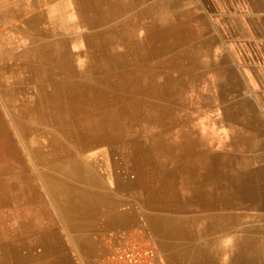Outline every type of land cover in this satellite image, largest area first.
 <instances>
[{
	"label": "crops",
	"instance_id": "0c3cea01",
	"mask_svg": "<svg viewBox=\"0 0 264 264\" xmlns=\"http://www.w3.org/2000/svg\"><path fill=\"white\" fill-rule=\"evenodd\" d=\"M41 1L9 0L11 11L0 12V76L19 86L0 99V122L9 129L13 115L20 149L0 152V264H80L101 251L102 231L117 228L145 229L165 264H264V0ZM187 79L204 80V104L192 108L203 121L179 117ZM55 84L67 104H37ZM166 99L172 120L134 118L140 104L162 114ZM57 111L72 136L58 134ZM214 111L224 114L213 119ZM175 123L172 131L183 125L195 142L150 134ZM90 125H119L126 135L92 136ZM200 125L221 127L220 152L199 145L189 128ZM199 157L220 178V197L209 190L199 201L168 203L163 181L187 170L172 160Z\"/></svg>",
	"mask_w": 264,
	"mask_h": 264
},
{
	"label": "bare ground",
	"instance_id": "6f19581e",
	"mask_svg": "<svg viewBox=\"0 0 264 264\" xmlns=\"http://www.w3.org/2000/svg\"><path fill=\"white\" fill-rule=\"evenodd\" d=\"M7 0H0V12L1 11H11V9H9L10 6H12V4H9L6 2ZM12 1V0H10ZM18 1V0H17ZM34 3L36 2V4H39V3H42L41 0H30L31 3ZM74 3H75V0H73ZM57 1H55V4L53 5L54 7L55 6H58ZM64 3V2H63ZM30 4V3H29ZM76 4V3H75ZM88 4V3H87ZM63 5V4H62ZM72 5V4H71ZM70 5V6H71ZM15 6H18L19 5H15ZM64 6V5H63ZM76 8V7H74ZM9 14V13H8ZM37 21L40 23L41 21L40 18H42L41 15H39V13H37L36 17ZM32 19V18H31ZM33 20V19H32ZM27 22H30V19H27ZM101 30V29H100ZM86 33V32H85ZM36 34H37V37L40 38L43 42H44V37H45V30L44 29H41V28H38V30L36 31ZM48 36V35H47ZM82 37V36H81ZM104 45V44H103ZM45 46V45H43ZM47 72V71H46ZM50 75H53V76H57L56 73L52 72L50 73ZM45 74L42 73V70L41 69H38V74H37V84H38V90H43V89H46L44 87V85L42 84L44 81H45ZM57 80V79H56ZM54 81V80H53ZM118 83H117V87L123 89L124 91L126 90V85L123 83L122 86L119 85V80L117 79L116 80ZM52 85V84H51ZM50 85V88L52 89L53 91V94L52 95H44V94H37V98H36V102L37 104L40 103L43 99L47 98V102L48 103H52L53 105L55 104H67V100L64 101V98H61L59 95L56 94L57 91H60L61 89H63V87H55L57 86L56 84L51 86ZM18 84L16 85V83L14 84V82H11L9 84V88H8V85L6 82H4V80H2L0 78V89H2V91H0V99H1V103L5 104V101L3 100V98H5L6 96L10 95L12 93L13 90H16L18 88ZM74 87V86H73ZM79 88V87H78ZM76 88V89H78ZM155 88V87H154ZM20 89V88H19ZM70 90V89H69ZM153 90V89H151ZM155 90V89H154ZM119 91V90H118ZM157 91V90H155ZM39 92V91H38ZM128 95V94H127ZM166 95V94H165ZM170 95V94H169ZM172 95V93H171ZM168 97V96H167ZM120 98V97H119ZM163 98V97H162ZM161 98V99H162ZM134 101V100H133ZM140 101V100H139ZM125 103V102H124ZM173 101L171 99H169V101L166 99L165 101V108H163V111H162V114L160 112H158L157 110L153 112H145L143 110V107H144V104H140L138 109L135 110L134 109V118H138L140 120H145V119H148V120H156V119H162L164 118V121L165 120H172L173 117L175 116V106L173 105ZM122 106V105H121ZM149 106V105H148ZM147 106V107H148ZM123 107V106H122ZM129 107V106H128ZM154 107V106H153ZM156 107V106H155ZM6 109V108H5ZM121 109V108H120ZM145 109V108H144ZM157 109V107H156ZM124 111V110H123ZM118 112V111H117ZM122 112V111H121ZM60 113V111H57V114L55 115V122H56V126H57V129H58V134L60 135H66L68 136L69 134H73V131H70V130H65L62 126H59L58 127V124H59V121L56 120L59 118L58 114ZM9 114V112H8ZM8 120L10 121V123L8 124L9 125V129L7 126H4L3 124H1L0 122V152L3 154H8V153H12L13 151L15 150H20L19 149V146L17 145L18 142H16V140L14 139V136H13V125H11V122H13V115L12 114H9L8 115ZM102 117V116H101ZM127 118V117H126ZM125 118V119H126ZM7 121V120H6ZM38 123L41 122L40 120V117H39V112H38ZM126 122V121H125ZM133 125L136 126V123H132ZM168 124H172V123H168ZM176 124L175 123L174 125H167V126H164L165 127V130L159 132V133H156L153 132V133H150L152 135H161L162 132L163 134H167V133H177L181 138H184L185 140H188V141H194V136H192L191 134H189L187 132V129H185V126L181 125L179 128H180V131L178 132H174L172 130H175L176 128ZM111 127H114V126H111ZM163 127V128H164ZM21 128L23 129V126L21 124ZM126 127H124L125 129ZM89 129L91 130V132L93 133L92 136H103V135H107L109 136V131H107L106 127H103L102 125L99 126V125H95V126H92L90 125L89 126ZM139 129V128H138ZM15 135V134H14ZM50 136L51 133H37V138H40L41 136L43 138H45L44 136ZM152 135H150L152 137ZM53 136H55L53 134ZM41 137V138H42ZM155 137V136H154ZM156 138H158L157 142L154 143V142H151L150 144H148V150H155L159 147L160 143L158 141L161 142L162 138L161 136H157ZM195 142V141H194ZM46 141H42L39 142L38 140L36 141V150H44L45 149V146L47 144H45ZM55 145L57 144V142H55V139H54V142H53ZM184 143L186 144L187 146V142H184L182 141V143L180 144V146H183L184 147ZM138 144V143H137ZM168 144V143H167ZM202 143H199V145H201ZM204 145V144H202ZM178 146V145H177ZM21 147V146H20ZM172 148V146H170V149ZM26 149H31L29 147H26ZM183 149V148H182ZM144 150V148L142 147V145L140 146V148L138 149V151H142ZM145 151V150H144ZM17 152V151H16ZM15 153V152H14ZM156 153V152H155ZM26 154V153H25ZM23 156V155H22ZM157 156V155H156ZM12 157V156H11ZM28 157V156H27ZM139 157V156H138ZM176 157V156H175ZM23 159V158H22ZM173 159V158H172ZM180 159V158H179ZM179 159H176L174 158L172 161L178 163V164H181L182 167H181V171L183 170L182 168L185 167V169H187L184 173H180L179 175H173V179H171V182H169V180H166V181H163V184H162V187H164V194L166 195V197H164V199L166 201H168V203H174V201H184V200H201L203 198V196L206 195V192L208 193V191L210 190V193H211V197L212 198H219L220 197V191L218 190V187H219V180L217 176H215V174H211L209 173V170L207 169V165H206V162L204 160L203 157H199L198 159H189V158H181L180 160ZM29 160V159H28ZM11 162V161H10ZM13 163V162H12ZM22 163H24L22 161ZM195 163L196 167H198V169L196 168V172L192 173V171H189V166L191 167V164ZM62 165V164H61ZM218 165V164H217ZM220 165V164H219ZM218 165V166H219ZM17 166V165H16ZM13 167L14 164H13ZM22 167V166H21ZM31 167V166H30ZM33 168V166H32ZM29 169V168H28ZM60 169H63V168H60ZM178 170V169H177ZM1 171V170H0ZM34 172V171H33ZM35 174V173H34ZM143 174V173H142ZM217 174V173H216ZM154 175V174H153ZM167 174H165L164 178H167L166 177ZM218 175V174H217ZM223 175V174H222ZM177 177V178H176ZM180 177V178H179ZM221 177V175H220ZM222 178V177H221ZM178 179H181V188H182V193L180 191H176V184L177 182L179 181ZM220 179V178H219ZM173 180V181H172ZM205 181H211L209 183H211L212 185L210 187H208L209 185L207 184L208 182H205ZM176 182V184H174ZM42 186V185H41ZM178 186V185H177ZM221 189V187H219ZM19 189V188H18ZM21 189V188H20ZM157 189V188H156ZM183 189L185 191H183ZM205 190V191H204ZM162 191V190H161ZM184 192H186L187 194L186 195H180V194H184ZM180 193V194H179ZM22 195H23V192H22ZM161 196V195H160ZM47 197V196H46ZM44 198V197H43ZM6 199V198H5ZM45 199V198H44ZM31 200V199H30ZM157 200V199H156ZM164 200V201H165ZM147 201V200H146ZM145 201V202H146ZM165 201V202H166ZM9 202V201H8ZM37 202V201H36ZM148 202V201H147ZM6 203V202H4ZM23 203V202H22ZM10 204V203H9ZM184 204V203H183ZM158 205V204H157ZM2 206V205H1ZM42 211V210H41ZM43 212V211H42ZM45 215V214H44ZM51 215V214H50ZM55 215V214H54ZM56 217V216H55ZM44 219V218H43ZM46 219V218H45ZM10 220V219H9ZM13 222V220H12ZM28 222V221H27ZM56 222V221H55ZM57 224V223H56ZM11 225V224H10ZM58 225V224H57ZM56 225V226H57ZM32 226V225H31ZM50 226V224H49ZM53 226V225H52ZM26 229V228H24ZM28 230V229H27ZM25 232V231H24ZM37 232V231H36ZM23 235V233H22ZM32 235V234H31ZM8 236V235H6ZM28 236V235H27ZM55 238V236H54ZM25 241V240H24ZM29 241V240H27ZM32 241V240H31ZM58 241V240H57ZM5 242V241H4ZM16 242V241H15ZM13 242V243H15ZM26 242V241H25ZM3 244V243H1ZM0 244V245H1ZM6 244V243H4ZM16 244V243H15ZM61 244V243H60ZM12 245V244H11ZM23 245V243H22ZM15 246V245H14ZM26 246V245H24ZM23 246V247H24ZM7 247V246H6ZM20 246H18V249H19ZM30 247V245H29ZM39 247V246H38ZM37 247V248H38ZM1 248V247H0ZM61 248V247H60ZM6 249V248H5ZM11 250V248H10ZM27 250V249H26ZM23 251V250H22ZM28 251V250H27ZM30 251V250H29ZM0 253H2L0 251ZM48 253V252H47ZM61 256V255H60ZM3 257V256H2ZM6 257V256H5ZM21 257V256H20ZM48 258V257H47ZM51 258V257H50ZM58 258V257H57ZM61 259V258H60ZM31 260V259H30ZM53 262V261H52ZM9 264L10 261H6V264ZM14 264V262H13ZM23 264V263H22ZM54 264V263H53ZM70 264V263H68Z\"/></svg>",
	"mask_w": 264,
	"mask_h": 264
},
{
	"label": "built area",
	"instance_id": "2783aa9c",
	"mask_svg": "<svg viewBox=\"0 0 264 264\" xmlns=\"http://www.w3.org/2000/svg\"><path fill=\"white\" fill-rule=\"evenodd\" d=\"M102 249L80 264H165L163 256L145 229H108L98 236Z\"/></svg>",
	"mask_w": 264,
	"mask_h": 264
},
{
	"label": "rangeland",
	"instance_id": "374dc122",
	"mask_svg": "<svg viewBox=\"0 0 264 264\" xmlns=\"http://www.w3.org/2000/svg\"><path fill=\"white\" fill-rule=\"evenodd\" d=\"M0 78L2 79L1 76H0ZM9 84L10 83L7 84L8 88H9ZM198 86L202 87V89L200 91H197ZM181 87H182V91H183L182 96H181V103H182L181 107L183 109L180 111L179 117L181 119L197 118L198 121H199V119L201 121H203L205 118V116H204L205 112L199 111V110L194 111L192 108L194 106L195 107L200 106L201 103L204 104V98H205L204 89H203L204 80L203 79H195V80L187 79L185 81V83L182 84ZM197 92H198V94H197ZM65 100H67V99L64 98V101ZM194 100H196V101H194ZM176 102L178 103L179 101L176 100ZM149 112H151V111H149ZM223 114H224V112H222V111H214L213 112V119H220ZM229 114H231V112ZM225 115H227L226 112H225ZM176 117H178V115ZM209 117H210V115H209ZM202 124L204 125V123H202ZM185 129H188V128H185ZM189 129L193 132V134L202 138L201 143L204 144L206 147L210 146L211 149H213L214 151H218V152H220L222 150V144L223 143L220 141V138H221L220 137L221 127L220 126L217 127V126L213 125V127L209 128V127H205V126L200 125V126H196V127H191ZM106 130L109 131V136L104 135L107 137H117L120 135H126V128L124 129V127L122 128L119 125L107 128ZM210 130L213 132L211 135H210ZM132 131H133L134 135H136V134L139 135L142 133L141 127L139 125H136V126L132 125ZM68 136H72V134H69ZM104 136H102V137H104ZM229 145H230V147L231 146L236 147L237 144H236V142H230ZM233 161H234V163L236 162V160H233Z\"/></svg>",
	"mask_w": 264,
	"mask_h": 264
}]
</instances>
